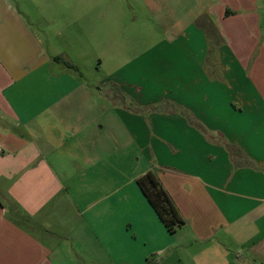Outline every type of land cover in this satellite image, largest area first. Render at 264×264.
<instances>
[{"label": "crops", "instance_id": "obj_1", "mask_svg": "<svg viewBox=\"0 0 264 264\" xmlns=\"http://www.w3.org/2000/svg\"><path fill=\"white\" fill-rule=\"evenodd\" d=\"M51 1L0 0V264H264V0H192L100 102Z\"/></svg>", "mask_w": 264, "mask_h": 264}, {"label": "rangeland", "instance_id": "obj_2", "mask_svg": "<svg viewBox=\"0 0 264 264\" xmlns=\"http://www.w3.org/2000/svg\"><path fill=\"white\" fill-rule=\"evenodd\" d=\"M51 3L56 13L63 4L67 7L65 44L69 55L74 57L73 62L67 60V68L84 75L85 88L93 96L91 101L99 102L94 95L97 84L105 81L107 89L112 73L124 69L129 61H135L158 44L161 47L153 54L160 55L165 43L176 37L177 29L169 33L167 27L181 26L177 21L180 15L189 21L194 8L192 0H52ZM50 36L49 42L62 41ZM71 65L76 68L68 67ZM146 73L150 75L149 71Z\"/></svg>", "mask_w": 264, "mask_h": 264}, {"label": "trees", "instance_id": "obj_3", "mask_svg": "<svg viewBox=\"0 0 264 264\" xmlns=\"http://www.w3.org/2000/svg\"><path fill=\"white\" fill-rule=\"evenodd\" d=\"M65 64L67 65V63ZM68 67L76 68L72 65ZM137 184L169 233H175L179 227L185 224L178 208L154 172H148L140 177Z\"/></svg>", "mask_w": 264, "mask_h": 264}]
</instances>
